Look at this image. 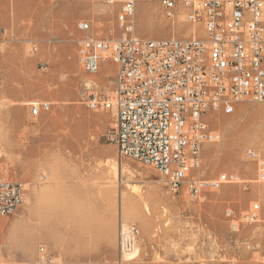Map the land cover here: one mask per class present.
<instances>
[{"label":"rangeland","instance_id":"obj_1","mask_svg":"<svg viewBox=\"0 0 264 264\" xmlns=\"http://www.w3.org/2000/svg\"><path fill=\"white\" fill-rule=\"evenodd\" d=\"M160 1L135 0V34L189 36L193 25L183 11L166 17ZM7 5L8 17H0V178L23 182L26 190L15 214L0 219V264H264V183L245 152L260 150L264 140V101H240L232 113L205 116L219 139L200 145L199 166L187 179L234 173L237 182L206 190L203 201L186 182L171 191L152 165L118 157L112 113L85 104L91 93H111L115 65L103 61L95 73L81 68L76 40L86 33L77 22L89 20L94 34L117 37L120 2ZM35 102L49 108L34 115ZM254 203L257 219L231 229L226 209L239 217ZM36 208L47 228L34 235ZM131 225L136 253L128 258L119 239ZM86 237L92 243L75 244Z\"/></svg>","mask_w":264,"mask_h":264},{"label":"built area","instance_id":"obj_2","mask_svg":"<svg viewBox=\"0 0 264 264\" xmlns=\"http://www.w3.org/2000/svg\"><path fill=\"white\" fill-rule=\"evenodd\" d=\"M118 1L117 37L94 34L89 20L77 22L86 33L76 40L81 68L95 73L103 61L116 66L111 93H91L85 104L112 113L111 140L119 158L152 165L171 191L186 182L191 195L203 201L206 190L238 181L234 173L187 179L199 166L200 145L219 139L205 116L210 111L232 113L240 101H264V0H161L166 17L174 20L182 10L193 29L185 38L159 39L138 37L135 0ZM197 25L204 35H198ZM48 108L47 102L31 104L34 115ZM262 151L264 140L260 150L245 152L256 164V180L264 183ZM25 190L23 182L0 178V218L16 212ZM258 210L254 203L235 217L226 209L230 228L254 222ZM135 232L132 225L120 232L121 253L133 249Z\"/></svg>","mask_w":264,"mask_h":264},{"label":"bare ground","instance_id":"obj_3","mask_svg":"<svg viewBox=\"0 0 264 264\" xmlns=\"http://www.w3.org/2000/svg\"><path fill=\"white\" fill-rule=\"evenodd\" d=\"M6 54V53H4ZM8 61V60H7ZM6 62V61H5ZM5 63H4V67H3V71L5 72ZM5 77H6V82H8V73L6 70L5 73ZM116 168V167H115ZM38 194V193H37ZM36 196V195H35ZM35 206L38 207V202L37 200L35 201ZM37 210L35 211V213L32 216V220H31V225H32V231L34 233V235H37L39 233H44L46 231L47 226L44 224L42 226H40L39 224V219H38V208H36ZM136 250L133 249V251H130L128 253H125L126 256H128V258H131L133 255H135Z\"/></svg>","mask_w":264,"mask_h":264},{"label":"crops","instance_id":"obj_4","mask_svg":"<svg viewBox=\"0 0 264 264\" xmlns=\"http://www.w3.org/2000/svg\"><path fill=\"white\" fill-rule=\"evenodd\" d=\"M8 12H9V10H8V5H7V0H0V17L1 16H4V17H8ZM99 70V69H98ZM115 72H116V66H115ZM114 77H115V73H114V75H113V84H114ZM112 88H113V86H112ZM0 95H1V85H0ZM40 111H42V109L40 110ZM39 111V112H40ZM18 210V209H17ZM16 210V211H17ZM15 214V213H14ZM1 219V218H0ZM84 239V238H83ZM80 240V241H75V244H77V243H79L80 245H83V242L84 243H90L91 242V240H89V239H87V237L84 239V240ZM69 240H66V241H64V245L67 247V246H69ZM92 243V242H91ZM78 245V244H77Z\"/></svg>","mask_w":264,"mask_h":264}]
</instances>
